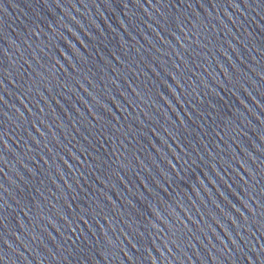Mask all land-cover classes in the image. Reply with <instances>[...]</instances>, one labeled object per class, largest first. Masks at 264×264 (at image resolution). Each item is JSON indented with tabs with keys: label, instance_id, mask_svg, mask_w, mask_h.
<instances>
[{
	"label": "water",
	"instance_id": "1",
	"mask_svg": "<svg viewBox=\"0 0 264 264\" xmlns=\"http://www.w3.org/2000/svg\"><path fill=\"white\" fill-rule=\"evenodd\" d=\"M1 264H264V0H110Z\"/></svg>",
	"mask_w": 264,
	"mask_h": 264
},
{
	"label": "snow or ice",
	"instance_id": "2",
	"mask_svg": "<svg viewBox=\"0 0 264 264\" xmlns=\"http://www.w3.org/2000/svg\"><path fill=\"white\" fill-rule=\"evenodd\" d=\"M81 43H83V42L81 41ZM12 251H15V249H12Z\"/></svg>",
	"mask_w": 264,
	"mask_h": 264
}]
</instances>
